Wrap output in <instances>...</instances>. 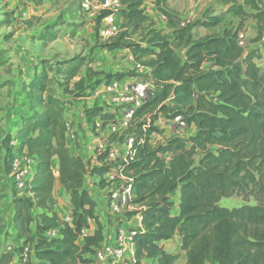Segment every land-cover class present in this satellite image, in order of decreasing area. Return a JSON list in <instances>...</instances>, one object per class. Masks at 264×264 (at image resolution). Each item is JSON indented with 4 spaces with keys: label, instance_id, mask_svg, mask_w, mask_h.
<instances>
[{
    "label": "trees",
    "instance_id": "1",
    "mask_svg": "<svg viewBox=\"0 0 264 264\" xmlns=\"http://www.w3.org/2000/svg\"><path fill=\"white\" fill-rule=\"evenodd\" d=\"M120 1L121 9L113 13L121 19L119 32L104 41L96 35L94 48L127 51L139 68L148 69L144 80L152 90L120 135L132 143L122 157L108 162L111 148H107L97 154L94 166L88 165L67 145L65 114L71 106L50 89L53 77L66 84L83 68L89 81L103 75L107 85L122 81L124 74L96 72L85 58L45 61L34 68L21 87L27 110L20 115L15 134H5L0 144L6 177L11 175L13 159L35 160L30 176L11 200V227L20 242L17 264H94L91 256L104 236L97 204L85 182L97 178L101 189L109 185L114 189L120 180H105L113 169L127 180L124 184L133 197V210L126 217L141 220V227L133 229L132 264H175L179 255L167 252L164 245L175 237L186 264H264V0L227 4L224 12L195 24L213 28L221 16L238 18L240 28L245 21L254 22L253 43L260 47L249 52L239 46L238 30L195 40L190 26L177 27L179 20L163 9L169 0H155V5L168 21L171 38L156 29L143 0ZM110 14L102 11L98 22ZM65 26L48 24L35 40L46 47L58 38L74 37L76 30ZM176 47L184 51L182 57ZM8 53L0 49V66ZM255 60H262L263 67ZM83 84V79L74 83L73 98L80 99ZM84 113L87 123L100 122L99 131L115 118L101 107ZM160 119H178L195 134L153 143ZM54 158L57 180L71 206L69 221L54 210ZM234 196L255 204L231 210L217 206ZM91 224L96 228L90 233ZM14 260L15 253H0V264Z\"/></svg>",
    "mask_w": 264,
    "mask_h": 264
},
{
    "label": "rangeland",
    "instance_id": "2",
    "mask_svg": "<svg viewBox=\"0 0 264 264\" xmlns=\"http://www.w3.org/2000/svg\"><path fill=\"white\" fill-rule=\"evenodd\" d=\"M80 1L41 0L37 3L32 0H0V49L9 51L8 55H6V63L0 66V144L5 134L12 136L16 132L19 115L25 111L23 106L24 103L26 104L21 87L31 77L34 68L39 67L45 61L55 64L56 62L68 59L85 58L92 62L91 67L96 72H102L104 75H125V78L122 80L123 82L115 81L117 84L119 83L115 93L104 90L107 84H105L106 79L103 75L89 81L84 68L73 80L66 84L59 77H53L52 75L53 82L50 89L56 97L73 107V102L76 99L72 95L77 92L74 89V83L79 79H83L84 84L79 95L81 100L78 101L79 103L83 102L82 108L84 110L88 108H104L114 116H117V119L112 124L119 128V133L113 134L116 138L109 139V137L99 136L100 131L96 129V120H90L87 123L84 117L85 113H81L77 117L79 120L81 119L79 121L80 124L83 126L86 123L90 126L87 127L85 124L83 133L85 134V129L88 128L87 132H93L94 139H98V142H95L98 145H92L87 148H90L89 151H92L95 157L99 152H103L107 148H111V151L118 158L125 154L127 141H122L120 135L126 127L122 128L120 124L122 122V109L127 107V102L121 101V98L118 97L120 94H125L124 89L131 87L135 82L144 81L148 69L138 68L132 58L128 59L127 56H123L118 51L108 53L95 49L96 35L99 36L101 41L105 40L101 37L102 29L105 25L103 22H98V17L102 13L98 3L99 0H91L93 5L86 12H81ZM143 1L145 14L155 24L156 29L162 30L164 34L171 38L172 30L166 19L162 21L161 16H163V11L157 9L155 0ZM96 2L97 4L95 5ZM227 4L242 5V0H169L163 6V9L179 20V24L176 25L177 27L190 26V32L193 34L195 40H200L208 35H220L224 30L232 29L245 34V52L259 48V43H253L256 28L254 22L250 20L245 21L242 24V28H240V20L231 16H221L220 23L213 28L195 25L201 20H210V17L224 12ZM6 22H9V25ZM52 23H64L68 26H65V30L75 29L74 37L64 36L46 47L41 46L35 40V37L45 26ZM176 50L182 57L184 51L178 47H176ZM255 62L260 68L263 67L262 60H255ZM62 84L64 86L60 87ZM123 120H126V118ZM156 126L159 129V133L153 136V143L161 142L173 136L188 138L195 134L193 127H185L178 120L166 121L160 119L156 123ZM88 136L86 133L85 138H88ZM106 140H109L108 144ZM69 141L71 148H73L72 142L74 138L70 137ZM84 146L80 153H83V157L88 165L94 166L97 161L93 159V155L90 156V153L85 151L86 148ZM4 153L0 147V253H15L13 264H17L20 242L15 238L9 222L12 213L11 200L19 189L16 179L6 177L3 173L2 162ZM53 171L57 175L56 167H53ZM96 181H98L97 178L92 179L88 177L85 182V188L97 204L96 212L103 219H106L102 228L105 229L106 241H109V232L113 226L112 224L114 222L118 224L122 223L126 213L110 214L107 208V192L113 186L109 185L108 188L101 189ZM55 196L58 198L57 195ZM254 204L252 199L245 202L241 198L234 196L221 200L217 206L231 210L244 205L253 206ZM95 228V225L91 224L92 232ZM171 241L173 242L164 243L166 251L179 255L175 264H186L185 253L179 247L180 239L175 237Z\"/></svg>",
    "mask_w": 264,
    "mask_h": 264
},
{
    "label": "built area",
    "instance_id": "3",
    "mask_svg": "<svg viewBox=\"0 0 264 264\" xmlns=\"http://www.w3.org/2000/svg\"><path fill=\"white\" fill-rule=\"evenodd\" d=\"M98 3L102 11H108L111 13L102 20L105 27L102 29L101 37L107 40L116 36L120 30L119 25L116 23L115 14L113 13L120 10L122 6L120 0H99ZM96 4L97 2L95 5ZM92 5L91 0H81V12L90 10ZM161 19L162 21L165 20L164 16H161ZM237 42L239 46L245 49L246 37L244 33H237ZM117 89L118 84L115 81H111L104 90L115 93ZM151 90L152 84L149 81L144 80L141 82H135L131 87L124 89L125 94L119 95L118 98H121V101L127 102V107L122 109V122L120 124L122 128L127 127V123L133 115V112L144 102ZM125 118L126 120H123ZM95 125L96 129L99 130L101 126L100 122L96 121ZM66 127L69 130L68 123L66 124ZM109 131L112 134H118L119 128L111 124L109 126ZM131 143V139L127 140V148L130 147ZM12 145H14L13 142ZM116 158V154L111 151L107 156V161L112 162ZM34 165L35 160L26 156L13 159L10 177L16 179L19 190L22 188L24 181L30 176ZM105 180L111 183H115L117 180H120L121 182L119 185H116L114 189H112L108 196L107 202L109 211L115 215L127 213L133 210V207L130 205V201L133 198L130 193V188L128 185L124 184L127 180L123 177H119L115 169L105 176ZM123 223L126 225L128 223L126 215L123 217ZM133 229L134 227L126 228L123 225V227H119L115 230L112 241L104 240L100 243L99 246L94 249V253L91 256L94 264H123L128 261L132 264L134 262V245L132 242V237L134 235ZM53 234L54 233H52V235Z\"/></svg>",
    "mask_w": 264,
    "mask_h": 264
},
{
    "label": "crops",
    "instance_id": "4",
    "mask_svg": "<svg viewBox=\"0 0 264 264\" xmlns=\"http://www.w3.org/2000/svg\"><path fill=\"white\" fill-rule=\"evenodd\" d=\"M116 17V23L120 26L121 24V19L120 17H118L117 15L115 16ZM117 52V51H116ZM120 53H122L123 56H127L128 59L130 58L131 59V56L130 54L127 52V51H118ZM123 82V81H121ZM120 82V83H121ZM126 83V82H125ZM119 84V83H118ZM104 91V90H103ZM106 96V95H105ZM81 99H76L75 102H73L74 106L70 107V109H68L66 111V114H65V117H66V120H67V123L69 124V130H68V134H67V145H68V148L70 150V152L74 155H77L79 156L81 159H84L83 157V153H80L82 152V148L83 146L86 148L85 151L89 152L90 156L93 157V159L96 160V157L94 154H92V151H89L90 148H87V147H91L92 145H98V144H95V142H98V139L93 137V132L91 133V131H89V133L87 132V129H85V134L87 133L89 136L88 138H85V134L83 133L84 132V125L86 124H83V126L80 124V120L77 118L78 115L80 116L81 113H84V109L82 108V105H83V102H78L80 101ZM88 100V99H87ZM24 109L25 111L27 110V105L24 103ZM89 109V108H88ZM86 109V110H88ZM24 111V112H25ZM24 112H21V114H23ZM19 115V117H20ZM117 119V116H115L113 122ZM19 123L20 121L18 120V124L17 126H19ZM112 123H110L109 125H107L105 127L104 130L100 131V135L99 136H103V137H106L108 138L111 134L110 131H109V126L111 125ZM87 127H90L86 124ZM71 138H74V141L72 142L73 144V148H71V144H70V141L69 139ZM180 137V136H179ZM165 140H162L161 142H164ZM106 143L108 144V140H106ZM80 147V148H79ZM95 147V146H94ZM84 148V149H85ZM127 149V148H126ZM124 151V150H122ZM126 153V152H124ZM122 157V156H120ZM86 162V161H85ZM52 167H56L58 168V161L56 158L53 159L52 161ZM55 173V172H54ZM55 176V181H54V186H53V194H54V197L56 199V205L54 207V210L57 214V216L62 219V220H66V221H69L70 219V214H71V206L69 204V201H68V197L63 189V187L60 185V183L58 182L57 180V175L54 174ZM57 195L58 198L55 196ZM104 198H106L104 196ZM108 208V207H107ZM109 211V209H108ZM110 214H112L110 212ZM96 215L99 217L100 219V222L102 225H104V220H106L105 218L103 219L102 216L100 214H98L96 212ZM104 215V214H103ZM113 215V214H112ZM11 216H12V213H11ZM121 221V220H119ZM123 223V222H122ZM118 224L117 222H114L112 225V227L110 228V232H109V241H112L113 238H114V234H115V230L118 229L119 227H123V225L126 227V228H130V227H134V228H140L141 227V220H140V217L139 216H133L131 217L130 219H128V223L127 225L126 224ZM122 224V225H121ZM9 226L11 228V230L13 231L12 227H11V218H10V222H9ZM14 232V231H13ZM91 229H90V233H91ZM105 229L103 228V236H104V240H106L105 238ZM173 241H167L165 243H171ZM123 264H131V262H125Z\"/></svg>",
    "mask_w": 264,
    "mask_h": 264
}]
</instances>
